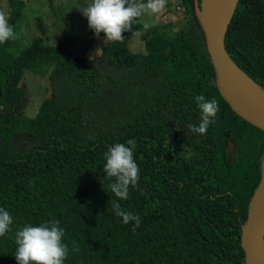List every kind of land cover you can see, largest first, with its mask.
Segmentation results:
<instances>
[{"label":"trees","instance_id":"trees-1","mask_svg":"<svg viewBox=\"0 0 264 264\" xmlns=\"http://www.w3.org/2000/svg\"><path fill=\"white\" fill-rule=\"evenodd\" d=\"M6 1L15 31L25 0ZM179 2L189 15L186 28L175 36L147 29L139 35L145 53L128 47L140 17L97 57L86 54L103 35L92 29L81 54L43 37L16 56L7 50L10 40L0 43V207L13 217L12 230L0 237V264H17L16 231L52 220L65 231L64 264H244L241 230L261 181L264 131L219 94L192 0ZM224 45L264 91V0L238 1ZM50 62L49 93L24 124L27 145L10 152L15 122L24 120V70ZM200 94L215 98L220 111L206 134L193 135L188 125L200 122ZM129 139L136 141L140 179L120 200L109 189L114 178L103 171L104 157ZM112 201L139 214L140 227L124 224Z\"/></svg>","mask_w":264,"mask_h":264},{"label":"clouds","instance_id":"clouds-1","mask_svg":"<svg viewBox=\"0 0 264 264\" xmlns=\"http://www.w3.org/2000/svg\"><path fill=\"white\" fill-rule=\"evenodd\" d=\"M167 6V0H92L82 10L87 18L88 27L96 35L103 33L108 42H122V33L131 31L134 21L145 14H159ZM145 28L150 25L145 24ZM16 38L8 18L0 11V43ZM195 103L200 110L201 118L198 125H188L193 135L206 134L208 127L214 123L220 106L215 98H206L203 94L195 96ZM135 139L127 140L126 144L116 143L105 153L103 171L107 178H114L109 184L110 191L120 200L129 197V187L137 186L140 179V168L134 159ZM34 183L30 181V184ZM116 216L122 218L124 224L134 223L133 230L140 227L139 214L125 211L121 205L112 201ZM13 217L8 210L0 207V237L10 232ZM65 231L59 221L52 220L33 226L26 224L15 233V259L17 264H64L69 254V247L64 243ZM75 244V242H72ZM79 252V247L71 249Z\"/></svg>","mask_w":264,"mask_h":264},{"label":"rangeland","instance_id":"rangeland-1","mask_svg":"<svg viewBox=\"0 0 264 264\" xmlns=\"http://www.w3.org/2000/svg\"><path fill=\"white\" fill-rule=\"evenodd\" d=\"M3 12L8 16L7 1L2 0ZM92 3V0H25L22 22L15 30L16 38L10 39L7 50L11 56L18 55L31 41L37 37H43L44 44H55L63 40L68 45L66 54H81L88 39L87 18L82 10ZM185 10V11H184ZM206 15V10H205ZM40 17L45 27V34L39 31L36 18ZM189 15L182 2L179 0H167L166 8L159 14H145L140 17L141 30L128 36V47L132 52L145 53V47L139 35L151 27H161L169 36H175L186 28ZM201 20H204L201 18ZM148 24L150 27L145 28ZM109 43L103 35L95 38L94 45L86 52L89 57H97L101 54L102 46ZM52 63L43 64L39 68H26L20 81V86L26 90V97L21 100L23 112L19 120L15 122L13 131V147L10 152L24 149L27 140L24 136L25 123L32 118L40 101L49 93L48 74ZM27 120V121H26ZM264 162V161H263Z\"/></svg>","mask_w":264,"mask_h":264},{"label":"water","instance_id":"water-1","mask_svg":"<svg viewBox=\"0 0 264 264\" xmlns=\"http://www.w3.org/2000/svg\"><path fill=\"white\" fill-rule=\"evenodd\" d=\"M239 0H218V4L207 21L200 20L203 0H192V13L200 28L204 48L214 71V81L221 97L243 120L264 131V100L246 88L229 70L239 69L225 49L224 39L229 23ZM243 72V71H242ZM255 86L263 89L243 74ZM264 94V91H263ZM227 149L234 150L229 142ZM264 158L262 160L263 164ZM263 182V172L258 189L250 203L248 219L241 230L240 244L244 251V264H264V201L259 210L252 209Z\"/></svg>","mask_w":264,"mask_h":264},{"label":"bare ground","instance_id":"bare-ground-1","mask_svg":"<svg viewBox=\"0 0 264 264\" xmlns=\"http://www.w3.org/2000/svg\"><path fill=\"white\" fill-rule=\"evenodd\" d=\"M217 4H218V0H203L201 11L199 13L200 20L201 18L204 19L201 20L202 22L208 20V18L212 15L214 9L216 8ZM205 10H206V15H205ZM229 72L231 75L235 76V78H237L241 83H243V85L246 88H248L251 93L259 97L260 99L264 100L263 91L259 87L252 84L249 81V79L243 75L242 71H240L239 69H234V70H229ZM262 171H263V182L258 192V195L256 196L252 205V209L254 211L259 210L262 207L264 201V162L262 166Z\"/></svg>","mask_w":264,"mask_h":264},{"label":"flooded vegetation","instance_id":"flooded-vegetation-1","mask_svg":"<svg viewBox=\"0 0 264 264\" xmlns=\"http://www.w3.org/2000/svg\"><path fill=\"white\" fill-rule=\"evenodd\" d=\"M20 104H21V102H20ZM231 142V141H230ZM232 143V142H231ZM233 144V143H232ZM234 145V144H233ZM235 148V147H234Z\"/></svg>","mask_w":264,"mask_h":264}]
</instances>
